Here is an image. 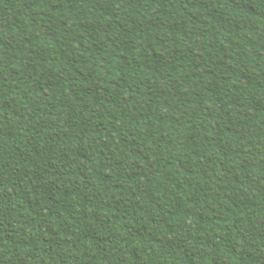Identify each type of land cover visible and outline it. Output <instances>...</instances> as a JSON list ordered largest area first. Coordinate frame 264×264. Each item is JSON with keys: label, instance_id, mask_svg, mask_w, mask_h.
<instances>
[{"label": "trees", "instance_id": "1", "mask_svg": "<svg viewBox=\"0 0 264 264\" xmlns=\"http://www.w3.org/2000/svg\"><path fill=\"white\" fill-rule=\"evenodd\" d=\"M0 264H264V0H0Z\"/></svg>", "mask_w": 264, "mask_h": 264}]
</instances>
